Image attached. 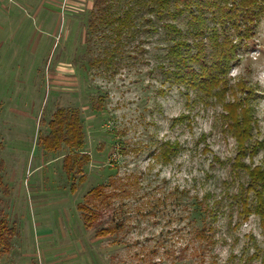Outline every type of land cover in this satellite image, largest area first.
I'll list each match as a JSON object with an SVG mask.
<instances>
[{"label":"rangeland","instance_id":"1","mask_svg":"<svg viewBox=\"0 0 264 264\" xmlns=\"http://www.w3.org/2000/svg\"><path fill=\"white\" fill-rule=\"evenodd\" d=\"M18 1L0 0V217L18 226L0 264H264V220L242 205L252 207L249 172L264 169V14L231 88L206 94L174 77L171 39L146 0L116 1L135 12L114 54L108 31L88 33L94 0L10 10ZM66 106L91 158L75 178L69 147L41 145ZM242 110L245 142L260 146L248 168L235 167Z\"/></svg>","mask_w":264,"mask_h":264},{"label":"trees","instance_id":"2","mask_svg":"<svg viewBox=\"0 0 264 264\" xmlns=\"http://www.w3.org/2000/svg\"><path fill=\"white\" fill-rule=\"evenodd\" d=\"M116 1L94 0L88 20L90 35L99 28L108 31V37L114 40L106 47L108 54L115 53L123 35L131 33V26L134 25L133 5L116 10ZM146 4L159 21L156 30L165 29L171 39L168 54L176 63L174 77L188 82L190 86L206 94H209L208 90H215L219 94L228 91L231 88L229 71L239 60L241 52L250 46L257 33V27L264 14V0H146ZM178 17H184L188 21L186 32L182 26L174 23ZM190 36L193 38L192 44L188 42ZM246 89L248 88L242 91ZM250 97L246 96L241 100H248ZM240 116L242 119L234 120L238 128L242 126V133L236 135L240 146L237 155L239 160L236 159L235 167L248 168L241 160L260 146L250 147L245 142L246 135H249L247 128L251 118H248L244 111L243 116ZM230 117L234 118L231 114ZM48 127V133L41 136L43 149L55 152L65 144L70 149L63 158L66 173L75 178L73 170H79L83 175V167L91 158L87 152L82 151L85 133L79 112L67 106L60 107L53 113ZM3 168L4 163L1 161L0 186L4 185L1 177ZM82 175L79 179H83ZM249 177L247 188L253 193V200H250L252 207H248L247 200L243 201V196H250L249 192L244 190L240 195L243 210L255 211L254 213L264 220V169L249 172ZM75 180L73 179L72 186H76ZM4 191L8 193V190ZM92 191L95 194L100 188L96 187ZM17 230L16 224L10 225L6 218L0 217V254L10 248Z\"/></svg>","mask_w":264,"mask_h":264},{"label":"crops","instance_id":"3","mask_svg":"<svg viewBox=\"0 0 264 264\" xmlns=\"http://www.w3.org/2000/svg\"><path fill=\"white\" fill-rule=\"evenodd\" d=\"M23 2H25V4H29V2L26 1V0H25V1H18V4H19L20 6H18V5L15 4V3H12L13 6H11V9H10V10H15V9H17V7H19V9L22 8V7H25V6L23 5ZM20 31H22L21 27L18 28V32H20ZM15 37H16V36L12 35V36H11L12 40H14ZM41 40H43V37H42V36H41V38H40V41H39L37 47H35L36 50L38 49V46H39ZM54 112H55V111H54ZM47 124H48V123H47ZM44 150H45V149H44ZM45 151H46V150H45ZM46 152H52V151H46Z\"/></svg>","mask_w":264,"mask_h":264}]
</instances>
